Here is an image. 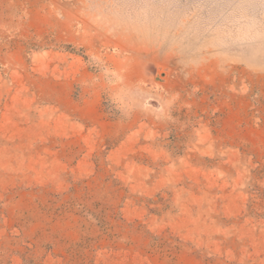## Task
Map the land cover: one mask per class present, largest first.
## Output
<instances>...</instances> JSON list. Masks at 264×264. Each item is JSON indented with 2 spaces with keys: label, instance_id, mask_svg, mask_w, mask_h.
<instances>
[{
  "label": "rangeland",
  "instance_id": "1",
  "mask_svg": "<svg viewBox=\"0 0 264 264\" xmlns=\"http://www.w3.org/2000/svg\"><path fill=\"white\" fill-rule=\"evenodd\" d=\"M0 264H264V0H0Z\"/></svg>",
  "mask_w": 264,
  "mask_h": 264
}]
</instances>
